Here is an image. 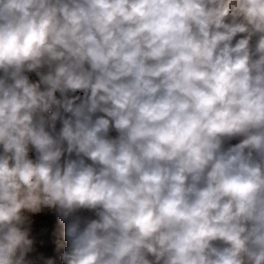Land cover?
<instances>
[{"label":"clouds","instance_id":"obj_1","mask_svg":"<svg viewBox=\"0 0 264 264\" xmlns=\"http://www.w3.org/2000/svg\"><path fill=\"white\" fill-rule=\"evenodd\" d=\"M0 264H264V0H0Z\"/></svg>","mask_w":264,"mask_h":264},{"label":"rangeland","instance_id":"obj_2","mask_svg":"<svg viewBox=\"0 0 264 264\" xmlns=\"http://www.w3.org/2000/svg\"><path fill=\"white\" fill-rule=\"evenodd\" d=\"M32 78L35 79L34 75ZM37 219H38V225L39 224H45V223H52L51 217L46 218V217L40 216Z\"/></svg>","mask_w":264,"mask_h":264}]
</instances>
